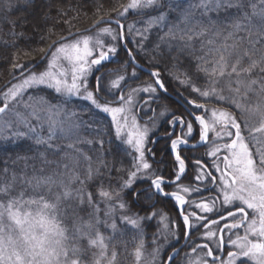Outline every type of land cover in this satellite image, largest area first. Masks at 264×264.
Instances as JSON below:
<instances>
[{"label":"snow or ice","instance_id":"snow-or-ice-1","mask_svg":"<svg viewBox=\"0 0 264 264\" xmlns=\"http://www.w3.org/2000/svg\"><path fill=\"white\" fill-rule=\"evenodd\" d=\"M23 2L26 6L35 4V0ZM174 3L175 0H129L127 4L112 10L116 14L115 18L99 16L91 26L115 23L119 32L105 27L99 29L95 36H89L79 29L75 32L69 30L66 35L52 40L47 48L39 49L42 59H47L44 71L28 72L22 64L12 65L14 69L21 70V78L2 93L0 149L9 142L16 145L18 141L28 139L32 141L29 151L34 150L35 146H43L46 151L55 153L60 150V146L53 143L57 139L75 138L79 143L81 129L92 130L97 134L102 132L104 129L100 126L99 116L104 114L110 119V128L115 129V137L132 149L129 154L133 163L126 178L120 180L118 190L108 191L102 186L99 189L98 195L106 204L104 220L100 218L99 203L83 187L85 181L74 173L44 174L43 167L37 170L35 164L27 163L32 159L28 156L17 157L25 161L19 173L10 171L8 167L0 169V264H117L118 252L112 242L119 230L115 219L108 223L107 218L113 217L117 208L122 211L128 208L127 202L122 199L125 195L130 196L134 203L143 199L148 202L145 207H152L154 198L158 196L171 198L181 217L185 239L198 227L205 229L203 238L209 243L191 249L192 253H196L197 249H206L205 255L195 260L189 258L187 264H209V258L213 264L217 260L219 264H246V261L264 264V0H200L198 5H190L180 11L178 21L185 27L179 28V23L173 26L181 33L179 40L184 47L180 50L187 48L189 55L198 61L196 70L204 74L207 86L201 89L190 78L180 80L177 77V82L191 87L192 92L201 98L227 104L232 111L227 108L209 109L204 103L186 98L190 108L205 113L210 111L211 115L206 118L204 114H196V111L189 112L199 127L198 139L193 135L191 121L174 115L168 121L173 129L176 125L187 128L186 133L170 141V151L176 166L174 179L166 180L163 175H157L158 170H154L147 161L146 151L151 153L150 149H146L149 129L146 125L141 126L136 116L132 115L137 95L146 94L151 101L157 89L167 92L160 72H150L154 78L153 84L130 88L127 93L122 90V82L129 78L125 75L105 85V73H101L95 76L94 89L89 88L90 74L98 72L99 67L118 52L116 44L124 39L122 18L132 10L139 13L167 7V11H160L159 15L150 17L146 27L137 29L134 25L129 26V31H134L140 38L137 54L144 53L147 33L154 25H162L168 20L169 13L179 7L178 3L174 7ZM194 7L201 9L199 19L193 15ZM232 9H235L234 15H225L220 19V13H228ZM12 10L14 5L11 0H0V11ZM210 13H215L217 19L213 20ZM47 18L48 14L45 13L44 19ZM205 18L209 25L219 23L231 30L217 43L215 37L221 34L217 29L212 38L202 41L200 48L196 49L193 47L194 40L208 32V28L203 26ZM11 23V34L15 36L16 22ZM190 24L193 27H188ZM196 26H200L199 31L195 30ZM105 35L111 36L113 43L106 45L101 38ZM167 35L175 37L176 33L173 28H169ZM155 47L158 49L159 44ZM127 51L130 61L136 64L132 50ZM197 51L201 55H195ZM132 76H136L135 69ZM41 87L53 90L60 102L54 105L44 98L34 100L29 97L30 102L23 103V107L28 110L27 115L13 112L14 121L4 119L11 110L10 104L20 105L29 89ZM102 90L109 94L118 92L119 95L113 101L101 103ZM225 92L228 94L225 95ZM77 101L84 102L82 109L88 115L87 120L77 111L67 109L66 105ZM166 113L167 109L159 114L164 116ZM33 119L35 124L32 123ZM45 127L47 135H42L41 130ZM189 140L195 142L190 144ZM83 142L93 143L92 140ZM96 143L102 147L104 141L100 139ZM205 145L208 146L205 157L211 163L194 160L197 172L193 180L197 185L211 184L213 187L182 186L179 182L187 169L182 149L187 147L193 150ZM68 147L73 148L74 145ZM38 155L43 164L52 163L47 160L46 152H39ZM151 155L154 159L155 154ZM84 159L90 160L86 155ZM63 167L67 169L68 165ZM29 168L32 169V175H28ZM96 175H99V169L93 170L89 166L85 179L92 180ZM76 182L82 187L74 188ZM173 183L176 184V190L167 191L166 186ZM205 191H214L216 194L202 196L199 201L187 198L189 194ZM85 204L92 209L87 219L80 216ZM188 207L198 211H186ZM155 215V212L147 217L137 214V218L123 215L120 219L139 229L143 219H151ZM210 215L217 218L210 219ZM221 224L222 227L213 230ZM101 225L111 229L112 236L105 237L99 230ZM175 227L178 231L179 225ZM240 229H243L242 235L238 231ZM175 239L178 241L179 236H175ZM213 241L217 251L226 244L234 249L227 253L226 261L214 255L210 246ZM143 246L141 240L135 249L137 264L141 261ZM178 254L179 249H173L167 257V264H171ZM158 255L159 248L154 250L147 264H156ZM160 264H165V261L160 260Z\"/></svg>","mask_w":264,"mask_h":264},{"label":"trees","instance_id":"trees-1","mask_svg":"<svg viewBox=\"0 0 264 264\" xmlns=\"http://www.w3.org/2000/svg\"><path fill=\"white\" fill-rule=\"evenodd\" d=\"M14 5V10L0 11V85L5 82L11 76L17 74L20 70L14 69L12 65L19 63L24 68L31 63L38 60L42 53L39 52L41 48H47L52 40L56 39L57 36L65 35L69 30L76 31L81 30L90 26L94 20H97L99 16H110L115 18L114 8H120L121 5L127 4L129 0H35L34 5H25L23 0H11ZM200 0H175L179 7L176 11H172L168 15V20L162 25H154L151 30L147 33V40L144 41L145 52L137 54L139 37L135 36L133 31L127 30V23L138 18L154 17L159 15L160 11H167V7L157 10H145L137 13V11H130L125 18L121 21L124 22V36L125 44L128 49L132 50L133 55L136 57V61L145 66L148 69L158 70L160 72V79L165 83L167 90L175 93H180L183 97L191 100H196L198 103H205L207 108H227L232 111L227 104L216 103L214 100H206L193 93L191 87L181 85L177 82V77L180 80L191 79V82L197 87L204 89L207 86L206 77L204 74L198 73L196 70L198 61L189 55L188 49L184 48L183 51L180 49L184 47L183 43L179 40L181 33L178 29L173 26L178 24V17L182 9L188 8L190 5H198ZM247 10V9H245ZM201 9L199 7L193 8V15L196 18H200ZM48 14L47 20L44 19V14ZM235 14V9L230 10L228 13H220V19L222 20L225 15L232 16ZM213 20L217 19L215 13H210ZM15 21V32L17 35H12L13 24ZM68 21V23H65ZM141 26V22L138 23ZM204 27L208 28V32L205 36L194 40L193 47L196 49L200 48L202 41H207L212 38L217 29L220 30V35L216 36L217 43L223 40V37L231 29L223 24H217L215 26L209 25L206 18L204 19ZM183 23H179V28H184ZM193 27V25H188ZM200 26H196L195 30L199 31ZM169 28H173L176 33L175 37L167 35ZM22 33V35H20ZM161 37L164 39L161 40ZM185 39H187L185 37ZM6 42V43H5ZM159 44L157 49L155 46ZM171 45V48H169ZM146 53V54H145ZM117 60H113L111 63L100 68L95 76L105 73L126 72L130 74L135 69L137 76L134 79H130L124 84L127 88L136 85L140 79L150 78L149 74L143 72L136 66H134L127 55L125 49L120 46L119 52L116 54ZM195 55H201L199 51ZM154 58V59H153ZM151 61V62H150ZM43 63V62H42ZM39 64L34 69L39 68L42 65ZM95 76H92V84L95 80ZM95 87V84L93 85ZM124 88V87H123ZM126 89V88H125ZM31 94L28 97L33 98H44L50 100L53 103H59L60 99L54 91L39 88L31 89ZM102 94V93H101ZM103 99L100 102H104L107 98L101 95ZM225 95L228 93L225 92ZM25 93L24 96H26ZM100 97H98L99 99ZM84 102L77 101L73 104L66 105L69 111H77L81 114V117L85 120L88 119V115L83 113L82 105ZM210 112V111H209ZM208 112V114H209ZM99 119L103 131L97 134L95 131L81 129L79 136L80 141L77 143L73 139H57L53 141L55 145L60 146V150L53 153L46 151L43 146H35L34 150L29 151V145L32 141L23 139L17 142L16 145L10 142L0 149V169L8 167L10 171L21 172L24 168L25 161L17 159L18 156L32 157L27 163L29 165L35 164L36 169L40 167L44 168V174H51L55 171L62 169L61 163L67 164L72 163V171L74 174L80 177H86L89 166L93 170L99 169V175H96L92 179V186H89V192L93 194V199H101L98 195V191L101 186L104 190L114 191L119 188V177L115 174V169L120 168L121 160H119L118 152L122 150V146H118L113 142V131L108 126V117L104 114H100ZM42 135H47V128L41 130ZM102 139L104 141L101 147L96 141ZM84 140H92V144L84 143ZM74 145L73 148H69L68 145ZM117 145V146H116ZM79 149V151H77ZM39 152H46V158L48 161H52L50 164H43L39 158ZM83 153V155L81 154ZM84 155L90 158L85 160ZM5 161L7 163H5ZM76 163V164H75ZM84 163L83 165H80ZM129 167H127L128 169ZM67 170V169H65ZM117 170V169H116ZM120 172V171H119ZM28 175H32V169H28ZM117 175V176H116ZM116 176V179L114 177ZM110 178L115 182L111 183ZM123 200L127 201L129 214L136 212H148V207L140 208L138 203H134L130 196H123ZM164 205V204H163ZM92 209L84 205V210L80 212V216L85 219L88 218V213ZM104 210L100 212V218L102 217ZM123 215H126V211H122ZM112 217L108 223H111ZM117 226L118 233L115 241L112 243L115 245L116 251L118 252L117 264H135V249L142 240L145 246L149 244V238L152 236L153 227L145 225L144 230L137 229L134 226H130L119 217L114 218ZM105 237L112 236V231L109 228L99 229ZM123 235H120V233ZM86 243V242H84ZM111 249V245H110ZM171 264H179L173 262Z\"/></svg>","mask_w":264,"mask_h":264},{"label":"flooded vegetation","instance_id":"flooded-vegetation-1","mask_svg":"<svg viewBox=\"0 0 264 264\" xmlns=\"http://www.w3.org/2000/svg\"><path fill=\"white\" fill-rule=\"evenodd\" d=\"M109 64V63H107ZM107 64H103L99 67L102 68ZM141 70V69H140ZM143 71V70H142ZM144 72V71H143ZM96 73V72H95ZM93 74V77L95 76ZM150 76V75H149ZM154 79L150 76L148 79H140L137 81L136 86H146L148 84H153ZM165 84V83H164ZM124 88H127V85L124 84ZM119 95V94H118ZM188 99V98H187ZM114 99H106L105 101H113ZM104 101V102H105ZM145 101H149V97L146 94H140L138 96V100L136 102L135 108V116L141 126H147L150 130V133L147 138L146 149H150L151 153L155 154V158L153 159L151 153L146 151V159L152 165L154 170L156 171L157 175H163L166 180L174 179L173 173L176 170V166L174 163V155L170 151V141L175 139L177 135H182V133L187 132L186 126L182 127L180 125H176L173 129L169 126L168 121L173 118V115L176 117H183L186 121H191L193 123V135L198 139L199 134V127L197 123L193 120V117L189 115V112L196 111L186 103V97H183L180 93H175L167 90V92H162L157 89V94L155 98H153L148 103ZM151 109V110H150ZM167 109V113L164 116H161L159 113ZM154 110V111H153ZM196 114H204L202 111H196ZM206 116V115H205ZM207 118V117H206ZM194 140H189V143H194ZM118 146H122V151L124 152V159L121 160V165L124 171H127V167L133 163L131 157H126L125 154H128V148H124L122 143H118ZM208 150V146H202L193 150H189L187 147L182 149V156L186 159L187 169L186 174L179 182L182 186H191V187H207L211 189L213 186L211 184H204V185H197L193 178L196 175L197 169L194 167V160L201 159L205 164H210L211 161L205 157V153ZM121 151V152H122ZM126 174V173H124ZM214 175H218L217 173L213 172ZM126 178V175L124 176ZM144 186V185H140ZM166 190L171 192L176 190V184L173 183L171 186H166ZM183 194V193H182ZM216 193L214 191H205L200 194H189L187 197L190 200L199 201L201 197H210L214 196ZM126 201V200H124ZM127 202V201H126ZM148 203L143 199L138 202V205L141 209ZM153 206L148 207L149 211L147 212H136L134 214H130L127 212L126 215L132 218L137 217H147L150 213L155 212L156 215L151 219H143L141 221V230H144L145 225H150L153 227V232L156 233L157 229H159L160 222L158 221V217L161 216L164 218L167 217V221L169 222V234L166 237L158 236L156 239L157 243L160 242H168L165 245V249L162 252V258L166 262L167 257L169 254L172 253L173 249H179V254L175 256L174 260L171 262H176L179 264L186 263V261L191 257H202L205 255L206 249H197L196 253H192L191 249L195 248L197 245L209 243L206 239L203 238V233L205 229L201 226L198 227L196 230H193L188 239L184 238V226L179 215L178 209L175 206V202L169 197H156L152 202ZM164 204V205H163ZM198 211L194 209V207H188L186 211ZM231 210V209H229ZM223 212V209H222ZM210 219H216L215 215H210ZM195 223V221H193ZM227 222V221H226ZM175 225H179V229L177 231ZM222 227L221 225H217L213 228ZM239 233L243 234V229L238 230ZM158 233V232H157ZM179 236V240L175 239V236ZM228 233H225V241H227ZM235 238V236H233ZM215 243V241H213ZM160 245V244H159ZM210 246L213 248L212 242ZM214 255L217 257H221L222 259L228 258L227 253L229 251H233L226 246L222 249L217 251L214 249ZM187 254V255H186ZM209 261H212L209 258ZM219 261V260H217Z\"/></svg>","mask_w":264,"mask_h":264},{"label":"rangeland","instance_id":"rangeland-1","mask_svg":"<svg viewBox=\"0 0 264 264\" xmlns=\"http://www.w3.org/2000/svg\"><path fill=\"white\" fill-rule=\"evenodd\" d=\"M132 11H137V10H132ZM149 18L150 17H145V18H138V19H136V20H132L131 22H129V23H127V25H126V28H127V30L129 31V26L130 25H134L135 26V28H137V29H141V28H144V27H146L147 26V22H148V20H149ZM141 22V26H138V23H140ZM105 27H110V28H112V29H114L115 30V32H118V29H117V27L114 25V24H106V23H104V24H100L98 27H95V28H93V29H91V30H89V31H82V33L84 34V35H89V36H95V34L99 31V29H102V28H105ZM133 33H134V35L135 36H137L136 35V33L133 31ZM103 40H104V42H105V44L107 45V44H111V43H113V41L111 40V36H107V35H105V36H102L101 37ZM124 39H125V36H124ZM116 46H117V48H118V52H119V50H120V46H122L121 45V43H120V41L119 42H117V44H116ZM117 52V53H118ZM116 53V54H117ZM114 55V56H112V59H114V60H117V58H116V56L117 55ZM137 62V61H136ZM46 65H47V59H45L44 60V62L42 63V65L41 66H39V68H37V69H34V70H30L29 72H31V71H34V72H37V73H39V72H41V71H44L45 69H46ZM65 66L67 67V65H66V62H65ZM95 73V72H94ZM93 73V74H94ZM136 73V76H137V72H135ZM26 74H28V72L26 73ZM93 74H90V76H89V78H88V85H89V88L90 89H94V87H93V85L96 83V81L94 80V82H93V84H92V76H93ZM121 75H125L126 77H129V78H127L126 79V81L125 82H127L128 80H130V79H134L135 77H133L132 76V73H130V74H127L126 72H118V73H110V74H107V75H105L104 76V84L105 85H107L112 79H115V78H117L118 76H121ZM19 78H21V77H19ZM19 78L18 79H16L14 82H12L9 86H7L3 91H1V93H0V105H2L3 104V96H2V93L4 92V91H6V89L8 88V87H11V85L12 84H16V83H18L19 82ZM125 82H122L123 83V87H124V83ZM122 87V90L125 92V93H127L128 91H129V89L130 88H136V87H138V86H136V85H134V86H130V87H128V88H123ZM41 88H43V87H41ZM46 89V88H45ZM31 89H29L28 91H30ZM52 91V90H51ZM27 93V95L26 96H24L23 97V102L20 104V105H12V104H10V111L8 112V113H6L5 114V116H4V119H8V120H15V116L13 115V112H20V113H22V114H24V115H27V111L28 110H26L24 107H23V103L24 102H30L29 101V97H28V95L29 94H31V92H26ZM102 94L101 95H104V97H106L107 99H114L115 100V98H116V96L119 94L118 92L117 93H112V94H109L106 90H102V92H101ZM140 95V94H139ZM139 95H137L136 96V102H137V100H138V96ZM34 97V96H33ZM32 97V98H33ZM40 99V98H39ZM203 99H205V98H203ZM34 100H38V98H34ZM48 102H50V100H48V99H46ZM207 100V99H206ZM51 104H57V103H53V102H50ZM101 103H103V102H101ZM205 104V103H204ZM206 105V104H205ZM136 106V105H135ZM207 106V105H206ZM136 108V107H135ZM135 108L133 109V112H132V115H135ZM205 113V112H204ZM205 115H206V117L207 118H210V112H209V114H208V112H206L205 113ZM32 123L33 124H35L36 123V121L33 119L32 120ZM108 126H109V128H110V119H108ZM23 130V129H22ZM110 130H112L113 131V138H112V140H113V142L114 143H116L117 144V142L120 144V143H122L118 138H116L115 137V129H114V127H111L110 128ZM149 133H150V130H149ZM71 139H73V140H76L75 138H71ZM123 144V143H122ZM118 145V144H117ZM116 145V146H117ZM124 145V144H123ZM124 148H128V154L126 155L125 154V156L128 158V157H131L132 158V156L129 154V153H132V149L129 147V146H123ZM122 151V150H121ZM118 156H119V160H122V159H124L125 157H124V152L122 151V152H118ZM76 164V163H75ZM84 163H81L80 165H83ZM63 165H65L64 163H61V166H62V169H60L59 171H55L54 173H67V174H72L73 173V171H72V163H67L66 165H68V168H67V170H65V168L63 167ZM131 166H132V163H131V165L129 166V169L128 170H131ZM117 169V170H116ZM115 169V174H118L119 175V177H121L120 179H119V181L118 182H120V180L122 179V178H124V176L126 175V174H124V173H127V171H124L123 170V168H122V166L120 167V168H116ZM120 172H119V171ZM117 176V175H116ZM116 176L114 177V179H116ZM79 179L80 180H84L85 181V183H84V185H83V187L85 188V190L86 191H88L89 192V186H92V180H86L85 179V177H80L79 176ZM113 179V180H114ZM111 178H110V182L111 183H115L114 181H113ZM117 180V179H116ZM73 187L74 188H80V187H82V185L80 184V183H78V182H76V183H74L73 184ZM94 201H96V202H98L99 203V207H100V209L102 210H104V212L106 211V204H105V202L103 201V200H101V199H95ZM130 215V214H129ZM121 216H123V214H122V210H120V209H116L115 210V213H114V215H113V217L112 218H115V217H119V219H120V217ZM135 218H137V217H135ZM105 219V216H104V213H102V217H101V220H104ZM108 219V221H110V219H111V217H109V218H107ZM167 219V217L165 218V221H164V218L163 217H161V216H159L158 217V221L160 222V225H162V226H160L159 227V229H157V231H156V233H154V232H152V236L149 238V244H148V246H145L144 244V242H143V249H142V258H141V261L139 262V264H147V262L148 261H150L151 259H152V253L154 252V250L155 249H157V248H159V255H158V257H157V259H156V264H160V260H164L163 258H162V252H163V250L165 249V245L166 244H168V242H160V243H157V241H156V239L155 238H157L158 236H160V237H166V235H168L169 234V222L166 220ZM122 221V220H121ZM135 227V226H134ZM139 228H141V222H140V226H139ZM99 229H105V227L103 226V225H101L100 226V228ZM158 232V233H157ZM160 244V245H159ZM212 245H213V248L214 249H216V245H215V243L214 242H212ZM229 247V249H231V250H234L232 247H230V246H228ZM198 257H200V256H198ZM197 257H191V259L192 260H195ZM228 258H225L224 260L226 261ZM135 264H137V261L135 262ZM183 264H187V261H186V263H183ZM209 264H213V262L212 261H209ZM216 264H219V261H216ZM246 264H250V262H247L246 261Z\"/></svg>","mask_w":264,"mask_h":264},{"label":"water","instance_id":"water-1","mask_svg":"<svg viewBox=\"0 0 264 264\" xmlns=\"http://www.w3.org/2000/svg\"><path fill=\"white\" fill-rule=\"evenodd\" d=\"M92 24H93V23H92ZM92 24H91L90 26H88L87 28L81 29L80 31H81V32H82V31H85V30H88V31H89V30L95 28V27H91ZM101 24H103V23H101ZM111 24H114L115 26H117L115 23H111ZM121 24L124 25L123 22H121ZM99 25H100V24H99ZM117 28H118V32H119L120 29H119L118 26H117ZM73 32H75V31H73ZM65 35H66V34H65ZM120 43H121L122 47L126 50V52H127V54H128V51H127V50H128V47H127V45L125 44L124 39L121 40ZM128 57H129V55H128ZM129 59H130V58H129ZM43 60H44V59H42V56H41L38 60H36L35 62H33V63H31L30 65L26 66L24 69H25V70H28V72H29L30 70H32L33 68H35L37 65H39ZM111 61H112V57H110L109 61H106L105 63H109V62H111ZM130 62H131V61H130ZM131 63H132V62H131ZM132 64H133V63H132ZM133 65H135L137 68H139V69H141V70L147 72L149 75H150V72L153 71V69H148V68H146L145 66H143V65H141V64H139V63L133 64ZM26 73H27V72H26ZM150 76H151V75H150ZM19 77H21V71H19L17 74L11 76V77L8 78L5 82H3V83L0 85V92H1L5 87H7L11 82L15 81V80L18 79ZM151 77H152V76H151ZM152 78H153V77H152ZM0 106H2V105H0ZM165 264H167V260H166Z\"/></svg>","mask_w":264,"mask_h":264}]
</instances>
